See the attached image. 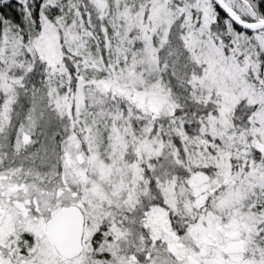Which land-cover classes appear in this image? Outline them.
Listing matches in <instances>:
<instances>
[{
  "label": "snow or ice",
  "instance_id": "snow-or-ice-1",
  "mask_svg": "<svg viewBox=\"0 0 264 264\" xmlns=\"http://www.w3.org/2000/svg\"><path fill=\"white\" fill-rule=\"evenodd\" d=\"M0 264H264V0H0Z\"/></svg>",
  "mask_w": 264,
  "mask_h": 264
},
{
  "label": "trees",
  "instance_id": "trees-1",
  "mask_svg": "<svg viewBox=\"0 0 264 264\" xmlns=\"http://www.w3.org/2000/svg\"><path fill=\"white\" fill-rule=\"evenodd\" d=\"M5 11H7V10H5Z\"/></svg>",
  "mask_w": 264,
  "mask_h": 264
}]
</instances>
